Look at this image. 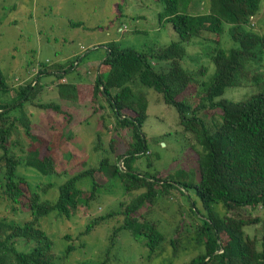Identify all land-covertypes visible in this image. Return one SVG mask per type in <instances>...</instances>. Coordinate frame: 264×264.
<instances>
[{
  "label": "trees",
  "instance_id": "1",
  "mask_svg": "<svg viewBox=\"0 0 264 264\" xmlns=\"http://www.w3.org/2000/svg\"><path fill=\"white\" fill-rule=\"evenodd\" d=\"M183 1L163 0L159 15L160 21L171 25L177 42L152 49L148 54L120 48L117 42L101 45L105 55L95 68L92 85L57 84L58 98L72 104L86 102L83 90L89 87L88 100L98 103L102 98L118 128L129 130L131 142L118 157L123 163L122 170L103 159L98 169L68 177L58 185L57 196L52 201L42 199L37 191L40 186L29 183L20 170L30 171L36 177L56 174L52 156L40 157V147L46 143L31 133V115L26 107L52 110L61 115L60 106L37 103L41 90L37 83L10 89L0 71V188L9 201L23 198L22 203L31 214V219L22 226L0 219V264H56L54 243L40 229V220L51 214L71 219L79 206L88 207L90 202L98 200L101 190H107L116 180L120 181L124 196L137 195L123 211L92 220L79 234L88 235L101 222L122 216V223L113 229L109 238L106 255L119 233L124 232L134 241H143L148 259L154 256L165 237L155 224L136 214L147 203L154 205L170 190H175L188 202L194 196L207 211L200 219L195 204L189 207V213L198 217L201 227L196 228L194 238L199 252L186 264H264V75L258 71L264 61V34L253 32L250 23L259 11L261 0H208L207 12L197 15L180 11ZM116 9L121 16V7ZM224 26L228 27L227 34L234 46L228 50L220 48ZM204 34L211 38L206 39ZM199 41H209L215 46L210 53L214 75L208 85L199 80L206 69L190 72L181 66L187 54L185 46ZM89 55L87 51L81 59L76 58L68 69L58 66L56 79L61 81L72 68L89 63ZM35 80L39 81L38 76ZM242 85L256 88L257 92L240 102L221 99L227 88ZM145 89H152L162 96L166 106L175 109L179 126L201 148L197 154V179L193 170L178 171L161 179L151 174L142 176L131 169V163L147 152L142 131L148 108ZM10 92H14V97L8 98ZM192 97L197 101L195 105ZM204 110L220 111L214 131L198 117ZM20 130L28 143L26 149L18 143ZM14 136L17 138L13 139ZM16 148L20 149L16 152ZM46 148L50 153L48 145ZM96 171L106 179L104 185L97 184L93 178ZM83 180L89 184L85 183L82 190L78 183ZM42 190L45 194L46 188ZM210 205L221 206L226 213L259 208L262 218L244 220L225 216L220 219ZM259 224L262 232L259 241L245 237V227ZM19 241L26 247L32 246L19 251L16 248ZM170 243L175 253L180 241ZM72 250L74 247L68 245L63 254L68 256Z\"/></svg>",
  "mask_w": 264,
  "mask_h": 264
},
{
  "label": "rangeland",
  "instance_id": "2",
  "mask_svg": "<svg viewBox=\"0 0 264 264\" xmlns=\"http://www.w3.org/2000/svg\"><path fill=\"white\" fill-rule=\"evenodd\" d=\"M163 0H0V71L10 89L32 84L41 85L36 98L37 103L60 106L61 115L52 110H40L26 107L31 115L32 134L40 136L46 145L40 147V157L50 154L54 160L55 175L36 177L30 171L20 170L32 185H39L37 190L42 199L54 200L57 186L68 177L83 173L89 169H98L100 162L107 159L110 165L123 169L122 156L130 144L129 130H120L107 103L101 98L98 103L88 100L90 90L84 89L87 101L83 104L67 103L58 98L56 86L59 83L92 85L96 76L95 68L102 61L105 51L101 45L117 42L120 48L136 50L148 54L152 49L167 47L177 42L178 37L170 24L160 21ZM121 7V16L116 7ZM208 0H185L180 11L197 15L207 12ZM252 30L258 35L264 34V0L254 18ZM227 26L220 37V48L228 50L233 46L227 34ZM210 39L211 36H206ZM186 45V57L181 61L183 69L190 72L199 68L206 69V74L199 78L203 84H209L214 75V64L210 53L214 45L209 41ZM94 47L96 49L94 50ZM90 51V62L72 68L63 80L56 79L59 70L70 68L72 62ZM43 64L44 66H42ZM258 71L264 75V61ZM43 74H40L42 73ZM50 75H47V74ZM38 76L39 81L35 78ZM148 103L147 121L142 131L146 137L147 152L143 157L131 163V169L140 175H154L164 179L178 171L193 170L197 175V154L201 148L190 133L179 126L177 112L163 103L162 96L152 89H145ZM257 92L250 86L227 88L222 100L240 102ZM14 97V92H10ZM191 98V97H190ZM220 99V100H221ZM192 104L197 103L192 97ZM219 99L216 100L218 102ZM219 110L200 111L198 117L214 131L218 123ZM14 136L13 139H16ZM21 147L26 149L27 140L19 131ZM20 148L14 149L16 152ZM93 178L99 185L106 179L96 171ZM83 180L78 187L84 189ZM53 184L52 188L46 185ZM46 188L43 193L42 188ZM156 189V188H155ZM133 196H124L119 180L107 190H101L98 200L90 202L88 207L79 206L71 219L60 218L55 214L40 220V229L54 243L53 253L56 264H186L199 252L196 244V228L201 227L198 217L207 215L203 205L191 196L188 202L177 191L170 190L167 195L154 205L147 203L136 214L155 224L164 235L156 254L148 259L143 241H134L124 232L119 233L114 246L109 238L113 229L122 223V216H115L101 222L88 235L79 234L94 219L106 216L118 210L123 211L132 201ZM86 197V195H85ZM24 199L9 201L0 188V219L9 223L24 225L31 219L30 212L24 207ZM195 204L198 217L190 214L189 207ZM220 219L235 217L240 219L262 218L259 208H245L229 212L221 206L210 205ZM245 237L259 241L261 225L244 228ZM65 237H68L66 240ZM178 240V250L174 253L170 241ZM74 250L68 256L63 254L66 246ZM27 246V247H31ZM19 241V251L27 249Z\"/></svg>",
  "mask_w": 264,
  "mask_h": 264
}]
</instances>
